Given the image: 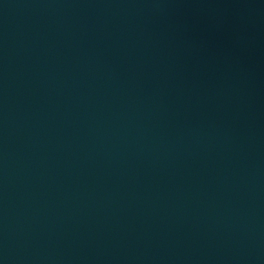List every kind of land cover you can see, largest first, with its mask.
<instances>
[{
	"label": "water",
	"instance_id": "95a60500",
	"mask_svg": "<svg viewBox=\"0 0 264 264\" xmlns=\"http://www.w3.org/2000/svg\"><path fill=\"white\" fill-rule=\"evenodd\" d=\"M0 264H264V0H0Z\"/></svg>",
	"mask_w": 264,
	"mask_h": 264
}]
</instances>
